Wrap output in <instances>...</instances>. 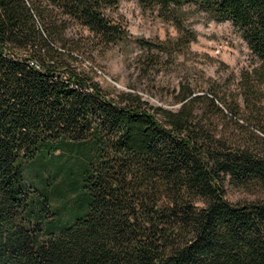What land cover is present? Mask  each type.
<instances>
[{"label": "trees", "instance_id": "obj_1", "mask_svg": "<svg viewBox=\"0 0 264 264\" xmlns=\"http://www.w3.org/2000/svg\"><path fill=\"white\" fill-rule=\"evenodd\" d=\"M118 2L0 0V264H264V0H138L180 43L188 4L247 42L176 109L98 79L75 27L123 36Z\"/></svg>", "mask_w": 264, "mask_h": 264}, {"label": "rangeland", "instance_id": "obj_2", "mask_svg": "<svg viewBox=\"0 0 264 264\" xmlns=\"http://www.w3.org/2000/svg\"><path fill=\"white\" fill-rule=\"evenodd\" d=\"M182 11L184 26L197 33L188 45L178 41L180 30L172 20L156 9H144L138 0H119L106 9L113 23L125 31L111 42L81 26L75 30L85 37L89 62L103 84L126 90L134 86L154 104L176 109L174 95L181 85L205 90L214 82H233V73L249 60L247 42L230 21L218 22L195 4L184 5ZM142 41L154 47L146 48ZM163 42L168 46L162 50ZM228 190L234 202L254 197L243 189Z\"/></svg>", "mask_w": 264, "mask_h": 264}]
</instances>
